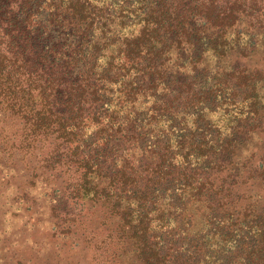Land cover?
<instances>
[{
	"label": "trees",
	"instance_id": "1",
	"mask_svg": "<svg viewBox=\"0 0 264 264\" xmlns=\"http://www.w3.org/2000/svg\"><path fill=\"white\" fill-rule=\"evenodd\" d=\"M0 232L6 264H264V0H0Z\"/></svg>",
	"mask_w": 264,
	"mask_h": 264
},
{
	"label": "rangeland",
	"instance_id": "2",
	"mask_svg": "<svg viewBox=\"0 0 264 264\" xmlns=\"http://www.w3.org/2000/svg\"><path fill=\"white\" fill-rule=\"evenodd\" d=\"M25 155H19V156H17V160H18V162H20L21 160H23L24 162V164H23V166L22 167H18L17 168V170H16V176H17V178H15L13 181H17V183L18 182H23L24 180H28L29 179V173L28 172H24L23 173V170L22 169H24V167H25V164L26 163H28L29 162V164L30 165H33L34 166V164L36 163V161H37V158H38V156L37 155H35V154H33V155H31V156H27V157H24ZM24 158V159H23ZM4 238H6L4 235H3V233L2 232H0V240H1V242H2V240H4ZM14 240V239H13ZM22 241V240H21ZM20 241V242H21ZM19 247V245L17 246V248ZM25 250V249H24ZM4 252V251H3ZM21 253H22V251H20ZM44 252H46L45 250H44ZM20 254V253H19ZM21 255V254H20ZM88 255V257H91V254L89 253V254H86V255H84V256H87ZM35 259H36V262H38V264H46L45 263V261L43 260V259H41V258H37V257H35ZM5 259H0V264H6L5 263ZM13 264V263H12ZM83 264V263H82Z\"/></svg>",
	"mask_w": 264,
	"mask_h": 264
}]
</instances>
